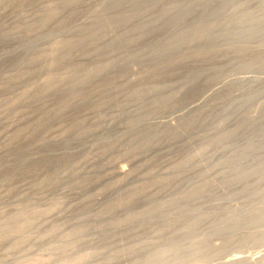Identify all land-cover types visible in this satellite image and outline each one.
Segmentation results:
<instances>
[{
	"label": "rangeland",
	"instance_id": "1",
	"mask_svg": "<svg viewBox=\"0 0 264 264\" xmlns=\"http://www.w3.org/2000/svg\"><path fill=\"white\" fill-rule=\"evenodd\" d=\"M138 1L141 3L144 0H0V200L3 197L0 201V235L3 234L0 236V247L5 248L0 249V256L1 260L5 256V264H194V261L203 264L214 258L220 261L219 257L229 260L232 256L229 253L238 257L249 254L247 257L254 256L251 259H259L263 255L264 240L258 237L264 234L260 232L264 231V219H261L264 218V176L259 179L255 172L261 169L264 161V133L261 132L264 127V26L254 25V22L259 17L264 19V0H244L246 4L242 0H171V3L167 0L170 5L163 3L166 0H147L149 2L144 1L146 5ZM173 2L180 7L183 5L184 10L177 5L179 10H175ZM162 4L166 7L163 8ZM233 6L246 8L245 11L239 8L246 14L241 15L238 7L235 10ZM161 9H164L163 13ZM50 12L52 18L48 17ZM175 13V19H180L178 22L172 18ZM234 15L240 16V19L251 16L254 26L252 19L250 25L246 20L245 25H237L240 24L237 18L239 23L236 22L234 28ZM229 18L233 20L228 21L231 26L227 25ZM168 19L172 21L168 23ZM202 19L203 23L211 22L213 25H201ZM206 27L214 31L208 29L207 33L210 31L211 36L215 35L216 41L211 43L212 47L205 34L202 40L207 44L199 40L201 46H206L202 49L194 46L199 50L197 56L193 46L192 50L196 52L191 56V48H187L188 53L187 50L182 52L186 45L182 48L178 46L181 50L171 46L180 38L182 33L178 32L184 35V32L190 31L188 35L198 37L200 33H206ZM245 31L252 33H246V43L243 41L245 38L242 39ZM233 33L236 38L240 35L239 41L242 39L243 43L236 42L238 38L229 40ZM51 40L59 49H52L55 45L52 47ZM65 40H68V45L63 43ZM69 40L75 41L72 43L74 46L76 40L81 44L68 48L72 42ZM60 42L63 45L60 46ZM158 42L161 46L164 44L163 50ZM50 45L52 48H48ZM63 46L65 50H71L60 49ZM151 48L155 50L151 51ZM48 49L62 50L64 52L59 51L61 55L68 58L55 51L51 53L55 57L52 59ZM215 49L222 51L219 50L217 55ZM159 50L168 53L164 55ZM211 51L210 55H217L216 58L209 56ZM205 54L209 60L204 57ZM180 56L183 59H179V63L177 57ZM33 59L37 64L34 61L32 64ZM106 61L111 63L108 65ZM34 63L41 67L37 68ZM102 63L109 68L105 65V70L104 66L102 69L98 67ZM42 66H47L49 71ZM145 68L150 71L146 72ZM94 71L100 74L105 71V74L102 78L94 77L98 74ZM80 73H89L90 77L95 75L88 79L89 74H85L86 79ZM119 75L120 80L115 78ZM79 77L81 82H78ZM248 77L254 80H243ZM83 78L92 81L91 84L84 80L91 88L82 83ZM108 78H114L117 86L111 84L113 81ZM77 86L85 87L79 90L82 97L76 91V88L79 89ZM155 87H159L156 88L158 92ZM83 89L86 93L90 91L92 99L88 100V93L84 94ZM218 89L221 92L214 95ZM260 89L263 90L260 94L262 103L258 96L260 102L253 98L254 103L248 104L249 108L255 105L253 111L257 118L249 116L253 117L252 122L249 117L247 122L253 125L246 122L247 125H244L251 129H244V125L240 126L243 124L240 113L243 106H247L244 100ZM92 90H98V93ZM70 97L76 101L70 99L72 103L68 102ZM236 105H243L241 112ZM256 105L260 106V112L256 111ZM223 108L224 111L230 109L226 113L228 119H225ZM191 111L199 113V121L208 119L206 124L209 121L212 126L209 124L210 127L206 128L201 123L186 126L181 115L188 113L187 117H193L195 114ZM229 131H235L234 136L218 144L217 137ZM203 142L210 144L209 153L201 151ZM249 142L255 146H252L253 150L256 149V153L252 148L246 150V159L242 164L249 175L245 174V178L236 181L235 185L232 183L234 187H231L225 178L232 175V167L229 164L230 170L225 165V169V161L243 151ZM212 166L215 169L210 168ZM248 170H254L252 173L256 178ZM221 171L224 175L226 173L225 178L223 173V177L220 175ZM203 181L204 184L217 186L215 191L205 185L209 191L205 188L203 195L200 193L199 197L192 198L189 193L201 187ZM243 190L245 194L241 193ZM185 195H189L191 200ZM183 198L186 202L181 200ZM179 201H182L179 205L188 207L194 203L195 212L198 211L200 216L201 211H205V216L202 214L200 222H197L200 226H187L179 233L178 229L186 223L185 219L180 221L182 224L175 221L174 226L172 221L160 228L158 223L154 222L155 227L154 223H145L140 217L131 225L129 222L117 225V221L127 215L140 216L141 212L158 205L167 207L170 212L173 209L176 211L178 208L175 206L179 205L174 204ZM208 206H211V211ZM229 211L230 214L246 215L242 218L238 216L241 226L234 224L236 220L228 216ZM244 211H250V214ZM248 215H260L261 222L252 225L253 218L248 220ZM244 221L250 224H243ZM236 222L239 224L238 220ZM83 229L87 231L82 232ZM177 233L180 237H176ZM172 239L175 244H171ZM196 241H203L202 246L206 244L201 251L205 250L203 253L207 257L191 256L195 246L190 243ZM158 254H161L158 256L160 259L152 261Z\"/></svg>",
	"mask_w": 264,
	"mask_h": 264
},
{
	"label": "bare ground",
	"instance_id": "2",
	"mask_svg": "<svg viewBox=\"0 0 264 264\" xmlns=\"http://www.w3.org/2000/svg\"><path fill=\"white\" fill-rule=\"evenodd\" d=\"M135 1H136V0H135ZM140 1H141V0H140ZM144 1H147V0H144ZM144 1H141V3L144 2ZM149 1L151 2V0H149ZM149 1H147V2H149ZM162 1H165V0H162ZM166 1H167V0H166ZM172 1H173V0H172ZM172 1L170 0V3H171ZM177 1H178V0H177ZM238 1H240V0H238ZM242 1L245 3L244 0H242ZM133 2H134V0H133ZM138 2H139V1H138ZM138 2H137V3H138ZM203 2H204V1H203ZM236 2H237V1H236ZM240 2H241V1H240ZM120 3H121V2H120ZM122 3H123V1H122ZM122 3H121V4H122ZM139 3H140V2H139ZM141 3H140V4H141ZM152 3H153V5L155 4L154 2H152ZM163 3H167V5H170V4H168V1H167V2H163ZM173 3H174V2H173ZM175 3H177V2H175ZM175 3H174L175 8H174V6H173V8H174L175 10H177V8H176V5H177V4H175ZM196 3H198V2L196 1ZM201 3H202V2H200L199 5H201ZM135 4H136V3H135ZM140 4H139V5H140ZM142 4H143V3H142ZM144 4H145V2H144ZM146 4H147V3H146ZM146 4H145V5H146ZM148 4H150V3H148ZM178 4H179V3H178ZM234 4H236V3H234ZM245 4H246V3H245ZM245 4H241V6L243 5V6L245 7ZM117 5H118V4H117ZM156 5H157V4H156ZM159 5L161 6V3H160ZM171 5H172V4H171ZM179 5H180V4H179ZM236 5H237V4H236ZM119 6H120V5H119ZM142 6H143V5H142ZM162 6H164V5L162 4ZM177 6H178V5H177ZM182 6H183V5H181V7L178 6V8L180 7L179 9L182 8V9L184 10V8H183ZM194 6H195V5H194ZM239 6H240V5H239ZM165 7H166V5H165L163 8H165ZM168 7H169V6H168ZM184 7H185V6H184ZM186 7H188V5H187ZM186 7H185V8H186ZM190 7H191V5H190ZM197 7H198V5H197ZM235 7H238V6H235ZM235 7L233 6V8H235ZM244 7H241V8L244 9V10H242L240 7H238V11H240V9H241L242 11H245L246 8H244ZM130 8H131V7H130ZM132 8H133V7H132ZM132 8H131V9H132ZM137 8H139V7H137ZM150 8H151V7H150ZM152 8H153V7H152ZM169 8H171V7H169ZM169 8H167V9H169ZM173 8H172V9H173ZM239 8H240V9H239ZM263 8H264V6H263ZM263 8H262V9H263ZM135 9H136V8H135ZM179 9H178V10H179ZM189 9H190V8H189ZM193 9H194V7H193ZM262 9H261V10H262ZM155 10H157V9H155ZM161 10H162V9H161ZM163 10H164V9H163ZM163 10H162V13L164 12ZM178 10H177V11H178ZM183 10H181V11H183ZM187 10H188V9H187ZM235 10H237V8H235ZM153 11H154V10H153ZM165 11H166V10H165ZM194 11H195V10H194ZM194 11H192V12H194ZM211 11H212V10H211ZM262 11H264V10H262ZM157 12H158V11H157ZM168 12H169V11H168ZM202 12H203V11H202ZM204 12H205V11H204ZM235 12L237 13V11H235ZM240 12H241V11H240ZM246 12L249 13V11H247V10H246ZM252 12H253V11H252ZM51 13H52V12H50V16H48V17H51V16H52ZM213 13H215V10L213 11ZM241 13H242V12H241ZM241 13H239V15H240ZM250 13H251V11H250ZM53 14H55V13H53ZM157 14H158V13H157ZM160 14H161V13H160ZM173 14H174V12H173ZM173 14H170V16H171V15L174 16ZM177 14H178V13H177ZM220 14H221V13H220ZM243 14H246V13L244 12V13H242L241 15H243ZM137 15H138V14H137ZM139 15H140V14H139ZM153 15H154V14H153ZM165 15H167V14L165 13ZM203 15H204V14H203ZM208 15H210V14H208ZM217 15H218V14H217ZM237 15H238V14H237ZM237 15H234L233 17H235V16H237ZM241 15H240V16H241ZM253 15H254V14H252V17H254ZM134 16H135V15H134ZM134 16H133V17H134ZM179 16H180V17H179ZM183 16H184V15H183ZM200 16H201V14H200ZM212 16H214V14L211 15V17H212ZM219 16H220V15H219ZM240 16L234 18V20L236 19V20L234 21L235 23H233V24H234V28L236 27V22L239 23ZM249 16H250V15H249ZM255 16H256V15H255ZM263 16H264V15H263ZM52 17H53V16H52ZM52 17H51V18H52ZM135 17H136V16H135ZM155 17H156V16H155ZM178 17L181 18V15H178ZM252 17L250 16V18H248V19H247V18H246V19H245V18H241V19H240V24H237V25H243L245 20H246L247 22H249V23H247V24L250 25V24L252 23V25H253V22H254V21H253ZM124 18H125V17H124ZM131 18H132V17H131ZM148 18H150V17H148ZM152 18H153V17H151V20H152ZM163 18H164V17H163ZM168 18H169V17H168ZM172 18H174V19L177 18L176 13H175V17H172ZM172 18H171V19H172ZM185 18H186V17H185ZM201 18H202V17H201ZM203 18H204V17H203ZM212 18H213V17H212ZM214 18H215V17H214ZM237 18H239V19H237ZM255 18H258V17H255ZM143 19H144V18H143ZM145 19H146V18H145ZM156 19H157V18H156ZM166 19H167V17H166ZM171 19H168V20H169L168 23L170 22ZM174 19H173V20H174ZM204 19H205V18H204ZM204 19H202V23H200L201 21L198 22V23H200L201 25H202V24H203V25H206V26H207V25H213V24H210L211 22L208 23V24H205V22L203 23V20H204ZM206 19H207V18H206ZM222 19H223V18H222ZM231 19H233L232 16H231ZM231 19L229 18V20H227V23H228L227 25H228V26L231 24V23L228 22V21H232V22H233V20H231ZM251 19H252V20H251ZM135 20H138V18L135 19ZM153 20H154V18H153ZM160 20H161V19H160ZM179 20H180V19H178V21H179ZM208 20H209V18H208ZM213 20H214V19H213ZM237 20H238V21H237ZM250 20H251V23H250ZM256 20H257V19H255V22H254V23H256V24H254V25H263V26H264V19H263V18L259 17V19H258L257 21H256ZM154 21H155V20H154ZM162 21H163V19H162ZM164 21H165V20H164ZM166 21H167V20H166ZM171 21H172V20H171ZM174 21H177V20L175 19ZM178 21H177V22H178ZM214 21H215V20H214ZM219 21H220V20H219ZM219 21H218V22H219ZM221 21H222V20H221ZM221 21H220V22H221ZM223 21H226V20H223ZM119 22H120V21H119ZM132 22H133V21H132ZM132 22H131V23H132ZM141 22H142V21H141ZM151 22H153V21H151ZM156 22H157V21H156ZM177 22H176V23H177ZM181 22H183V20H182ZM220 22H219V23H220ZM115 23H116V22H115ZM134 23H135V22H134ZM171 23H173V22H171ZM206 23H207V22H206ZM215 23H216V21H215ZM225 23H226V22H225ZM225 23L223 22V24H225ZM118 24H119V23H118ZM120 24H121V23H120ZM135 24H136V23H135ZM142 24H143V23H142ZM142 24H141V25H142ZM147 24L149 25V21H148ZM147 24H146V25H147ZM158 24H159V22H158ZM162 24H163V23H162ZM162 24H161V25H162ZM164 24H165V23H164ZM245 24H246V23H245ZM245 24H244V25H245ZM126 25H128V24H126ZM132 25H133V24H132ZM139 25H140V24H139ZM154 25H155V24H154ZM166 25H170V24H167V22H166ZM172 25H173V24H172ZM174 25L176 26V24H174ZM177 25H178V24H177ZM179 25H180V24H179ZM191 25H193V24H191ZM194 25H195V22H194ZM196 25H197V24H196ZM198 25H199V24H198ZM214 25H216V24H214ZM219 25H221V24H219ZM219 25H218V27L221 28ZM227 25H226V26H227ZM254 25H253V26H254ZM114 26H115V25H114ZM226 26H225V27H226ZM228 26H227V27H228ZM230 26H231V25H230ZM263 26H261V27H263ZM155 27H156V26H155ZM198 27H199V26H198ZM201 27H202V26H201ZM214 27H215V26H214ZM214 27H213V29H214ZM222 27H223V26H222ZM232 27H233V26H232ZM237 27H239V26H237ZM241 27H244V26H241ZM245 27H246V26H245ZM245 27H244V28H245ZM247 27H249V26L247 25ZM148 28H149V27H148ZM186 28L190 29L189 27H186ZM204 28H205V27H204ZM228 28H229V27H228ZM108 29H109V28H108ZM118 29H119V28H118ZM171 29H172V28H171ZM208 29H209V28H208ZM208 29H207V27H206V29H204V30H206V31H204V30L202 29L204 32H206V33H202V34H204V35H202V34L200 33V32H202V31H200V32L198 31V32L200 33V34L198 33V34L200 35V36H198V37H196L197 35H192V36H191L190 34L188 35V33H189L190 31L187 32V33L184 32V35H183V32L180 31V32H178L179 34L182 33V34L180 35V38H178L177 41H176L175 39H171V40H175L176 42H175L174 44H173L172 42H170V44L172 43V44H171L172 47H177L176 50L179 48L178 46H180L181 48H182L183 45H184L183 47H186V46H187L186 49L184 48V50H182V52H184L185 50H187L186 53H188V49L191 48V50L189 49V50H190V53H189V54H190V56H191V54H195V52L197 51L196 48H197L198 46L201 47V48L198 47V48H200V49H202V48H204V46H206L207 42H205V41L202 40V37H205V34H206V36L208 37V40L210 41V42H209V45H210L211 43L213 44L214 41H216L215 35H214V36H213V35L211 36V32H214V31H211V29H209L211 32L209 31V32L207 33V30H208ZM223 29H224V28H223ZM239 29H241V28H239ZM250 29H252V28H249V30H250ZM256 29H257V28H256ZM98 30H99V29H98ZM116 30H117V29H116ZM121 30H122V29H121ZM184 30H185V29H184ZM192 30H193V29H192ZM200 30H201V29H200ZM228 30H229V29H228ZM258 30H259V29H258ZM96 31H97V29H96ZM108 31H109V30H108ZM119 31H120V30H119ZM185 31H186V30H185ZM193 31H194V30H193ZM193 31H192V32H193ZM218 31H219V30H218ZM220 31H221V30H220ZM226 31H227V30H226ZM241 31H242V30H241ZM243 31H244V29H243ZM253 31H255V30H253ZM256 31H257V30H256ZM92 32H93V31H92ZM92 32H91V33H92ZM99 32L105 33V32H106V29H105V32H104V31H99ZM121 32H122V31H121ZM146 32H148V31H146ZM175 32H176V31H175ZM194 32H197V31H194ZM223 32H224V31H223ZM227 32H228V31H227ZM227 32H226V34H227ZM232 32H233V31H232ZM234 32H235V30H234ZM239 32H240V31H239ZM247 32L250 34V31H245V33H244L245 36H243V38H242V39L245 38V39L243 40L244 42H245L246 37H247V35H246ZM102 33H101V35H103ZM173 33H174V32H173ZM178 33L176 32L177 35H178ZM185 33H186V34H185ZM215 33H216V32H215ZM218 33H219V32H218ZM240 33H241V32H240ZM259 33H260V32H259ZM259 33H258V34H259ZM105 34H106V33H105ZM105 34H104V35H105ZM125 34H126V33H125ZM191 34H193V33H191ZM195 34H196V33H195ZM207 34H208V35H207ZM212 34H214V33H212ZM228 34H229V33H228ZM249 34H248V35H249ZM251 34H252V33H251ZM251 34H250V35H251ZM253 34L255 35V33H253ZM92 35H93V34H92ZM107 35H108V34H107ZM182 35H183V36H182ZM201 35H202V36H201ZM209 35H210V37H209ZM216 35H217V34H216ZM218 35H219V34H218ZM233 35H235V34L233 33V34L231 35L232 38L229 37V36L227 35V36L230 38V39H229V38H228V39L231 40V41H232V39L235 40L236 36H233ZM236 35H237V34H236ZM238 35H239V34H238ZM241 35H243V32L241 33ZM178 36H179V35H178ZM223 36H224V35H223ZM223 36H222V37H223ZM225 36H226V35H225ZM258 36H259V35H258ZM100 37H101V36H100ZM173 37L177 38L176 36H173ZM207 37H206V38H207ZM249 37H250V36H249ZM249 37H248V38H249ZM255 37H256V36H255ZM237 38H238V39H237ZM237 38H236V39H237L236 42L239 41V38H241V36L239 35V36H237ZM248 38H247V39H248ZM101 39H102V38H101ZM199 39L202 40L203 43H206V44L203 45V46H201V45H202V42H200ZM203 39H204V38H203ZM214 39H215V40H214ZM225 39H226V38H225ZM228 39H227V40H228ZM242 39H240V41H241ZM52 40H53V39H52ZM52 40H51V41H52ZM57 40H58V39H57ZM57 40L55 39L54 41L56 42ZM77 40H79V39H77ZM77 40H76V45L78 44V43H77ZM95 40H96V39H95ZM95 40H94V41H95ZM169 40H170V39H169ZM171 40H170V41H171ZM198 40H199V41H198ZM204 40H205V39H204ZM217 40L219 41V39H217ZM229 40H228V41H229ZM61 41H62V40H61ZM66 41H68V40L63 41V43L66 42ZM69 41H72V42H71V44H69V47H68V48H70L71 46H73L72 48H74L76 45H75V46L72 45L73 40H69ZM218 41H217V42H218ZM240 41H239V42H240ZM255 41L257 42L256 39H255ZM58 42H59V40H58ZM96 42H97V41H96ZM98 42H99V41H98ZM168 42H169V41H168ZM173 42H174V41H173ZM217 42H216V43H217ZM236 42H233V43H236ZM246 42H247V40H246ZM246 42H245V43H246ZM259 42H260V41H259ZM47 43H48V42H47ZM52 43H54V42L52 41ZM52 43H50V44L52 45V47H53V45H55V46L52 48L51 45H50V47L48 46V48L59 49V47L56 46L57 44H55V43L52 44ZM60 43H62V42H60ZM60 43H59V44H60ZM63 43L60 44V46L63 45ZM68 43H70V42H68ZM74 43H75V41H74ZM74 43H73V44H74ZM86 43H87V42H86ZM86 43H85V44H86ZM88 43H89V42H88ZM158 43H159V42H158ZM165 43H166V42H165ZM198 43H200V44H198ZM216 43H215V44H216ZM228 43H229V44H230V43L232 44V42H228ZM241 43H243V42L241 41ZM59 44H58V46H59ZM66 44H67V42H66ZM80 44H81V43H79L78 45H80ZM83 44H84V43H83ZM212 44H211V46H212ZM238 44H240V43H238ZM258 44H259V43H257V45H258ZM67 45H68V44H67ZM70 45H71V46H70ZM158 45H160L161 49L163 50L162 46H164V44L161 46V44L159 43ZM158 45H157V46H158ZM185 45H186V46H185ZM64 46L66 47V45H64ZM64 46H63V47H60V49H61V48L64 49ZM81 46H82V45H81ZM81 46H80V48H81ZM95 46H96V45H95ZM157 46H156V48H157ZM189 46H190V47H189ZM191 46H193V47L195 46L196 48H195V47L193 48V47H191ZM231 46H232V45H231ZM259 46H260V45H259ZM56 47H57V48H56ZM165 47L167 48L168 46H165ZM212 47H213V46H212ZM75 48H76V47H75ZM78 48H79V47H78ZM83 48H84V47H83ZM153 48H154V47H153ZM153 48H151V51H154V50H155V49L153 50ZM166 48H164V49L166 50ZM168 48H169V47H168ZM187 48H188V49H187ZM192 48L195 49L196 51L192 50ZM66 49H67V48H66ZM157 49H158V48H157ZM157 49H156V50H157ZM170 49H171V48H170ZM256 49H257V48H256ZM258 49H259V48H258ZM49 50H50V49H48V52L51 51V50H50V51H49ZM64 50H65V49H64ZM69 50H71V49H68V50H65V51H69ZM74 50H75V49H74ZM81 50H82V49H81ZM174 50H175V49H174ZM178 50H181V49L179 48ZM219 50H221V49H219ZM219 50H216V49L214 50V51H217V52H216L217 55L219 54V53H218ZM259 50H260V49H259ZM55 51H58V52H59L60 50H55ZM55 51H51L50 54H51L52 52L55 53ZM61 51H62V50H61ZM61 51H60V52H61ZM148 51H149V50H148ZM151 51H150V52H151ZM191 51H192L193 53H192ZM198 51H199V50H198ZM198 51L196 52L195 56H197ZM214 51H213V52H214ZM221 51H222V50H221ZM221 51H220V52H221ZM58 52H56V53H58ZM60 52H59L58 54L61 55ZM62 52H64V51H62ZM128 52H129V51H128ZM146 52H147V51H146ZM159 52H162V51L159 50ZM159 52H158V53H159ZM176 52H177V51H176ZM182 52H181V53H182ZM207 52H209V51H207ZM207 52H206V53H207ZM249 52H250V51H249ZM251 52H252V51H251ZM130 53H131V52H130ZM162 53H163V52H162ZM162 53H161V54H162ZM164 53H166V52H164ZM164 53H163V54H164ZM167 53H168V52H167ZM167 53H166V54H167ZM178 53H179V52H178ZM184 53H185V52H184ZM211 53H212V51L209 53V56H211L212 59L216 58L217 55H213V54H212V55H213V56H212V55H210ZM214 53H215V52H214ZM58 54H57V55H58ZM131 54H134V53H131ZM135 54H136V53H135ZM135 54H134V55H135ZM140 54H141V53H140ZM142 54H143V53H142ZM153 54H154V53H153ZM169 54H170V52H169ZM171 54H176V53H171ZM182 54H183V53H182ZM189 54H188V55H189ZM199 54H200V53H199ZM199 54H198V55H199ZM48 55H49V53H48ZM51 55H52V54H51ZM53 55H54V54H53ZM53 55H52V56H53ZM60 55H58V56H60ZM134 55H131V56H134ZM164 55H165V54H164ZM49 56H50V55H49ZM55 56H56V54H55ZM61 56H62V55H61ZM64 56H65V55H63L62 57H64ZM125 56H126V54H125ZM135 56H137V54H136ZM135 56H134V57H135ZM151 56L153 57L154 55L151 54ZM161 56L164 58L163 55H161ZM205 56L208 58V60L210 59V58L208 57L207 54H205L204 57H205ZM214 56H215V57H214ZM129 57H130V56H129ZM156 57H157V56H156ZM156 57H154L155 60H156ZM50 58H51V56H50ZM53 58L55 59L54 56L52 57V59H53ZM64 58H68V57L65 56ZM72 58H73V57H72ZM136 58H137V57H136ZM157 58H158V57H157ZM177 58H178V60H177L178 62L180 61L179 59H181V61H182V59H183L181 56H180V57H177ZM177 58H176V59H177ZM189 58H191V57H189ZM207 58H206V59H207ZM36 59H37V58H36ZM40 59H41V58H40ZM57 59H58V57H57ZM137 59H138V58H137ZM159 59H160V58H159ZM165 59H167V58H165ZM176 59H175V60H176ZM194 59L196 60V58H194ZM201 59H203V57H202ZM201 59H200V63L202 62ZM206 59H204V61H206ZM43 60H44V59H42V61H43ZM65 60H68V59H65ZM161 60H162V58H161ZM197 60H199V58H198ZM30 61H31V60H30ZM33 61H34V59L32 60V64H33ZM35 61H36V60H35ZM35 61H34V62H35ZM45 61H46V60H45ZM69 61H70V60H69ZM177 61H176V62H177ZM47 62H48V61H47ZM47 62H46V63H47ZM106 62H107V61H106ZM30 63H31V62H30ZM35 63L37 64V62H35ZM35 63H34V64H35ZM57 63H59V61H58ZM60 63H62V61H61ZM96 63H97V61H96ZM107 63H108V62H107ZM109 63H111V62H109ZM109 63H108V65H109ZM164 63H165V62H164ZM167 63H168V62H167ZM179 63H180V62H179ZM179 63H178V65H179ZM198 63H199V62H198ZM32 64H31V65H32ZM36 64H35V65H36ZM35 65H34V66H35ZM104 65L106 66L107 64L104 63ZM104 65H103V63H102L101 65H98V67L100 66L101 69H102V66H104ZM111 65H112V64H111ZM165 65H166V64H165ZM182 65H183V64H182ZM185 65H186V64H185ZM36 66H37V68H38V67H41V66H39V65H36ZM57 66H58V65H57ZM105 66H104V67H105ZM160 66H161V65H160ZM43 67H44V66H42V68H43ZM45 67L47 68V66H45ZM45 67H44V68H45ZM53 67L55 68L56 66H53ZM98 67H97V69H99ZM104 67H103V68H104ZM106 67H107V66H106ZM106 67L104 68V70L107 69V68H109V67H107V68H106ZM148 67H149V66H148ZM162 67H163V63H162ZM166 67H167V66H166ZM166 67H165V68H166ZM180 67H181V64H180ZM33 68H34V67H33ZM37 68L35 67V69H37ZM125 68H126V67H125ZM128 68H129V67H127V69L124 71L126 74H127V72H128L127 70H129ZM146 68H147V67H146ZM146 68H145V69H146ZM152 68L154 69V67H152ZM160 68H161V67H160ZM47 69H48L47 71H49V68H47ZM147 69H149V68H147ZM147 69H146V70H147ZM156 69H158V67H157ZM31 70H32V69H30V71H31ZM42 70H43V69H42ZM50 70H51V69H50ZM99 70H100V69H99ZM99 70H98V71H99ZM146 70H144V72H145ZM96 71H97V70H96ZM96 71H94L93 73H95ZM100 71H102V72H100V73H103V70H100ZM149 71H150V70H149ZM149 71L147 70L146 72H149ZM152 71H153V70H152ZM124 72H123V73H124ZM146 72H145V73H146ZM90 73H91V72H90ZM97 73H98V74H97ZM97 73H95V74H97V75L93 74L92 76L95 75L94 77L98 76L99 78H102V75L105 74V71H104V74H100L99 72H97ZM80 74H81V73H80ZM83 74H84L83 77H85V74L87 75V74H89V73H83ZM83 74H81V75H83ZM147 74L150 75L149 73H147ZM51 75H52V74H51ZM99 75H101V77H100ZM92 76H91V77H92ZM122 76L125 77V74H124V75L122 74ZM87 77H89L88 79H92V78L90 77V74H89V76H87ZM87 77H85V78L87 79ZM103 77H104V76H103ZM119 77H121V76L119 75L118 77H115V78H118V79L120 80ZM53 78H54V77H53ZM53 78H52V80H53ZM80 78H81V77L78 78L79 80L77 79L78 82H81V79H80ZM105 78H107V77H105ZM122 78H123V77H122ZM122 78H121V79H122ZM254 78H255V77H254ZM86 79L83 78V79H82V80H83L82 83H84V82L86 83V81H87ZM108 79H110V78H108ZM111 79H112V78H111ZM111 79H110V82L113 81L111 84H114L115 86H117V85H116L117 83H114V81H115L114 78H113V80H111ZM52 80H50V82H51ZM84 80H86V81H84ZM93 80H94V79H93ZM95 80H96V79H95ZM103 80H104V79H103ZM105 80H106V79H105ZM116 80H117V79H116ZM123 80H124V78H123ZM123 80H122V81H123ZM243 80L248 81V80H254V79L248 77V78H244ZM88 81H89V80H88ZM88 81H87V82H88ZM97 81L101 82V80H99V79H98ZM53 82H54V81H52L51 83H53ZM91 82H92V81H89V83H91ZM93 82H96V81H93ZM102 82H104V81H102ZM123 82H124V81H123ZM48 83H49V81H48ZM82 83H80V85H82ZM96 83H98V82H96ZM228 83H229V82H228ZM228 83H227V84H228ZM49 84H50V83H49ZM78 84H79V83H78ZM86 84H87V83H86ZM91 84H92V83H91ZM94 84H95V83H94ZM111 84H110V85H111ZM47 85H48V84H47ZM47 85H46V86H47ZM50 85H51V86H50ZM50 85H49L50 88H52L53 85H52V84H50ZM84 85H85V84H83V86H84ZM49 86H47V87H49ZM83 86H80V87L77 86V87H79V89L76 88V91H79L80 88H81V89H82V88H85V87H83ZM87 86H89V85L87 84ZM92 86H93V85H92ZM224 86H225V85H224ZM47 87H46V88H47ZM89 87H90V86H89ZM102 87H103V86H102ZM112 87H114V86H112ZM71 88H72V87H71ZM73 88H75V86H73ZM87 88H88V87H87ZM87 88H86V89H87ZM90 88H91V87H90ZM104 88H105V87H104ZM104 88H102L103 90H102V89H101V90L104 91V93H105V91H106L105 89H106V88H105V89H104ZM156 88L158 89L159 87H155V89H156ZM109 89H110V88H108V90H109ZM113 89H115V88H113ZM113 89H112V90H113ZM141 89L143 90V88H141ZM145 89H146V88H145ZM157 89H156V91L158 92ZM83 90H84V89H83ZM83 90H82V91H83ZM108 90H107V91H108ZM110 90H111V89H110ZM115 90H116V89H115ZM115 90H114V91H115ZM117 90H118V89H117ZM153 90H154V89H153ZM220 90H221V89L216 90V91L214 92V93H215L214 95H216V93L219 92ZM70 91H72V89H71ZM84 91H85L84 94L87 95L88 91H87V93H86V90H84ZM92 91H94V90H92ZM92 91H91V94L98 93V90H97V91H94V93H92ZM138 91H140V89H139ZM138 91H136V93H138ZM143 91H144V90H143ZM160 91H161V89H160ZM112 92H113V91H112ZM220 92H221V91H220ZM225 92H226V90H225ZM72 93H73V91H72ZM72 93H71V94H72ZM89 93H90V91H89ZM89 93H88L87 96H89ZM140 93H141V91H140ZM253 93H254V92H253ZM261 93H263V90H262V89H260V91L257 90L256 93H254L253 95L248 96V97L244 100V101L247 103V106H246V104H245V106H246V108H245V106L242 105V106H243V110H242V113H240V114H242L243 117H242V115H240L239 113H237V114H239V115L241 116V120H242V118H243V121L240 120L241 122H243V124L240 125V126H243L244 123H246L247 121L249 122V119H248L249 116H250V117H251L252 115L255 116V117L257 116L256 112L253 111V109L255 110V105H254V107H251L252 105L250 106V107L252 108V110H251V108H249L248 104H252V102H253V98L257 100V99H258V98H257L258 96L261 97V96H260ZM74 94H76L75 91H74ZM77 94H78V93H77ZM146 94H147V93H146ZM217 94H219V93H217ZM263 94H264V93H263ZM97 95L99 96V94H97ZM138 95H140V94H138ZM144 95H145V94H144ZM77 96H78V95H77ZM77 96H75V97H77ZM79 96H81V97L83 96V94H81L80 91H79ZM98 96H96V97H98ZM72 97H74V96H72ZM72 97H70L69 100H70ZM91 97H92V96H91ZM104 97H105V96H104ZM140 97H141V96H140ZM262 97H264V95H263ZM262 97L260 98V101H261ZM85 98H86V96H85ZM85 98H83L82 100H84ZM89 98H90V96L88 97V100H89ZM100 98H101V97H100ZM142 98H143V97H142ZM73 99L75 100V98H73ZM73 99H71V100H73ZM76 99H78V98H76ZM90 99H92V98H90ZM94 99H95V98H94ZM71 100L68 101V102L72 103ZM74 100H73V101H74ZM96 100H97V99H96ZM250 100H251V103L249 102ZM256 100H254V101L257 102ZM75 101H76V100H75ZM79 101H80V100H79ZM90 101H91V100H90ZM92 101H93V100H92ZM94 101H95V100H94ZM99 101H100V100H99ZM99 101H98V102H99ZM258 101H259V99H258ZM260 101H259V102H260ZM262 101L264 102L263 99H262ZM262 101H261L260 103H262ZM85 102H87V100H86ZM103 102H104V101H103ZM103 102H102V103H103ZM109 102H111V101H109ZM119 102H120V101H119ZM134 102H136V101H134ZM74 103H75V102H74ZM77 103H79L78 100H77ZM112 103H113V102H112ZM115 103H116V102H115ZM253 103H254V102H253ZM260 103H258V104H260ZM68 104H69V103H68ZM97 104H98V103H97ZM100 104H101V103H100ZM66 105H67V103H66ZM69 105H70V104H69ZM263 105H264V104H263ZM236 106L239 107L238 105H236ZM242 106H240V107H242ZM230 107H235V106H230ZM237 107H235V108L238 109ZM240 107H239L238 110H240ZM258 107H260V106H257V105H256V108H258ZM233 109H234V108H232V110H233ZM236 109H235V110H236ZM241 109H242V108H241ZM225 110H226V111H224V108H223V111H224V113H225V119H226V118H227V117H226V113H228V110L230 111V109L227 110V108H226ZM258 110H259V112H260V109H259V108H258L256 111H258ZM223 111H221V112L223 113ZM236 111H237V110H236ZM252 111L255 112V113H252ZM262 111H263V110H262ZM262 111H261V113H262ZM191 112H194L193 114L196 113L195 111H191ZM233 112H234V111H233ZM237 112H238V111H237ZM239 112H241V110H240ZM231 113H232V112H231ZM250 113H251V114H250ZM257 113H258V112H257ZM263 113H264V112H263ZM187 114H188V113H187ZM187 114L184 113V114L181 115V117L185 118L184 123H185L186 126H192V125H196V124H198V123H199V124L201 123V126L203 125V127L206 126V128H207V126L211 123V122L209 123V121H208V125H207V124H206V121H207L208 119H204L203 117H202V118L205 120V123H204L203 119H202V121H201V120L199 121V119H200L199 116H198L199 113H198V114H195L193 117H187ZM229 114H230V113H229ZM237 114H236V115H237ZM259 114H260V113H259ZM259 114H258V116H259ZM201 116H202V115H201ZM221 116L224 117V114H222ZM233 116H234V115H233ZM223 117H222V118H223ZM250 117H249V118H250ZM252 118H253V117H252ZM252 118H250V122H252V120H251ZM256 118H257V117H256ZM258 118H259V117H258ZM227 119H228V118H227ZM244 119H245V120H244ZM246 119H248V120H246ZM244 121H245V122H244ZM248 122H247V123H248ZM247 123H246V125H247ZM256 123H257V122H256ZM248 124H249V123H248ZM257 124H259V122H258ZM210 125H211V124H210ZM237 125L239 126V123H238ZM246 125H244V129L247 127ZM249 125H250V124H249ZM249 125H248V126H249ZM251 125H253V123H252ZM251 125H250V126H251ZM211 126H212V125H211ZM238 126H237V128L239 129L240 126H239V127H238ZM257 126H258V125H257ZM257 126H256V127H257ZM208 127H210V126H208ZM252 127H253V126H252ZM235 128H236V127H235ZM241 128H243V127H241ZM248 128L251 129V127H247L246 129H248ZM253 129H254V127H253ZM255 129H256V128H255ZM261 129H262L261 132L264 133V127L261 128ZM231 130H232V129H231ZM233 130H234V128H233ZM258 130H260V127L258 128ZM258 130H257V132L259 133ZM246 131H247V130H246ZM244 133H245V132H244ZM234 134H235V131H232V132L229 131V132L223 133V134H221L220 136L217 137L216 142H217L218 144H219V143L226 142V140L229 139L230 137L232 138V136H234ZM242 135H243V133H242ZM248 135H249V134H248ZM244 136H245V134H244ZM263 137H264V136H263ZM235 139H236V138H235ZM229 140H230V139H229ZM233 141H234V140H233ZM214 143H215V142H214ZM214 143H212V144H214ZM212 144H211V145H212ZM245 144H246V143H245ZM209 145H210V144H208V142H207V143H206V142H203L201 151H202L203 153H205L206 150L208 149V146H209ZM245 146H246V145H245ZM252 146L255 147L254 145L251 144V142H249V144H248L246 147L243 148V149H244L243 151H241V152L238 153L237 155L234 154V156H236V157L231 156L229 159H227V161H225V159H224V161L226 162V163L224 164V167H225V165H226V167H228L229 164H230L231 167H232V171H230V170H231L230 166H229L227 169L230 168L229 171H230V172H233V173H231L232 175L229 176V178H228V177L225 178V177H226L225 175H226V173L228 172V170H227V171H226V170L223 171V170L221 169L223 172H226V173H225V175H224V173L221 171V172H220V175H222V173H223L224 177H223V175H222V177L226 179V182H228L229 184L231 183V185H232V186L230 185L231 187H234L233 184L235 185L236 181L245 178L246 175L248 174V173L244 170V168H242V167H243L242 164H244L243 162H244V160L246 159V150H247V149H251ZM209 147H210V146H209ZM252 150H253V148H252ZM254 150H256V149L254 148ZM254 150H253V152L256 153V151H254ZM208 151H209V150H207V152H208ZM208 153H209V152H208ZM235 153H236V152H235ZM232 157H233V158H232ZM218 162H219V161H218ZM214 163H215V162H214ZM221 163H222V164L224 163L223 160L221 161ZM221 163H219V164L217 163V165H219V166L222 168L223 165H222ZM262 163L264 164V161H262ZM263 164H262V165H263ZM214 165L216 166V163H215ZM221 165H222V166H221ZM227 165H228V166H227ZM262 165H260V168H261L260 170L257 169V170H259V171H256V172H255L254 170L252 171V172L258 173L257 177H258L259 179H260V177L264 176V167H262ZM263 166H264V165H263ZM216 167H217V166H216ZM224 167H223V168H224ZM226 167H225V169H226ZM210 168H212V169L214 168V169H215V167H213V166L210 167ZM217 170H218V169H217ZM248 171H249V170H248ZM216 172H217V171H216ZM230 172H228V173H230ZM250 172H251V171H249V173H250ZM252 172L250 173V175L253 174L254 177L256 178V175H255L254 173H252ZM245 174H246V175H245ZM228 175H230V174H227V176H228ZM248 175H249V174H248ZM225 179H224V181H223L222 184H224ZM227 179H228V180H227ZM220 181L222 182L221 179H220ZM232 183H233V184H232ZM209 184H210V183H209ZM0 185L2 186V182L0 183ZM201 185H202V186H201ZM201 185H200L201 187L196 188V189L193 190L191 193H189V194H191V196H193L192 198H194L196 195H197V197H199V194H200V193H202L201 195H203V191H205V190H204L205 188H206V189H208V188L211 189V187H212V188H214V190H213V189H211V190H212V191H215V189H216L215 187H217V186L213 187L214 185L212 186V184H210L211 186L208 185V184H206V183L204 184V181H203V183H202ZM203 185H204V186H203ZM205 185H207L208 188L205 187ZM225 185H227V183H226ZM227 186H228V185H227ZM197 187H198V186H197ZM228 187H229V186H228ZM0 188H1V187H0ZM235 188H236V186H235ZM209 189H208V191H209ZM237 189H238V188H237ZM243 189H244V188H243ZM244 190L247 191L246 188H245ZM244 190H243V192H241V193H244V194H245L246 192H244ZM0 191H1V190H0ZM209 193L211 194V193H213V192H209ZM0 195H1V194H0ZM1 196H2V195H1ZM1 196H0V197H1ZM184 197H186V195H185ZM188 197H189V199L191 200V197H190L189 195H188L186 198H188ZM197 197H196V198H197ZM2 198H3V197H2ZM2 198H1L0 201H2ZM186 198H185V200H186ZM181 200H184V198L181 199ZM185 200H184V202H186ZM187 200H188V199H187ZM190 200H189V201H190ZM189 201H187V202H189ZM190 202H191V201H190ZM190 202L187 203V205H189ZM179 203L181 204L182 201H181V202L179 201L178 203H176V204H174V205H177V204L179 205ZM1 204H2V202H1ZM185 204H186V203H185ZM174 205H173V207H174ZM191 205L193 206L194 203H193V204L191 203ZM0 206H1V205H0ZM192 206H190L191 208L188 207V206H186V205L175 206V208H178L176 211H174L175 209H173V207L171 206L174 212H173V211L170 212V211H169L170 209H167V207H164V206H162V205H158V206L150 207L149 209H147V210L144 211L143 213L141 212V213H140V216L127 215L126 217H124V218L118 220V221H117V225H120V224H126V222H129L130 225H131V224H133L134 222L139 221L140 218H141L143 221H145V223H154V222H155V223H158V224L160 225V228H162V226L165 227V225L169 224V223L172 222V221H174V222H172V223H174V226H175V221H177V222L179 221V223H180V221H182V220L185 219V220H186V223H183V226L181 225L182 227L179 228L180 230L178 229V232L180 233L183 229H186L187 226L189 227V226H193V225H198L197 222H200V220H201L200 217H203V215L205 216V214H206V213L203 214L205 211H201V216H200V213H199L198 211L195 212V210H196L195 208H196V207L193 206V208H194V209H193L194 211H193V210H192ZM208 207H209V206H208ZM169 208H170V207H169ZM198 208H200V207H198ZM198 208H197V209H198ZM210 208H211V206L209 207V210L211 211ZM212 208H213V207H212ZM0 209H1V208H0ZM166 209H167L168 211H167ZM201 209H202V208H201ZM201 209H200V210H201ZM213 209H214V208H213ZM213 209H212V211H213ZM1 210H2V209H1ZM117 211H118V210H117ZM193 212H195V214H194ZM214 212H216L215 209H214ZM1 213H2V211H1ZM198 213H199V214H198ZM208 213H209V212L207 211V214H208ZM232 213H233V212H232ZM244 213H245V214H246V213L250 214V211H249V212H245V211H244ZM196 214H198V215H196ZM202 214H203V215H202ZM192 215H195V217L193 218ZM229 215H231V216H229ZM228 216H229L231 219H233V220H236V221L238 220V223H239V221L241 222V220H239V218H238V216H240V214H239V213L237 214V212H234L233 214H230V211H229ZM243 216L246 217V215H244V214H243ZM243 216H242V214H241L240 217L242 218ZM253 216H254V215H253ZM253 216H249V215H248L247 219L249 220V217H252L253 219H251L252 221H251V220H250V221H251V224H252V225L254 224V226H255L258 222L260 223L261 220H260V215H256L255 217H253ZM139 217H140V218H139ZM187 217H189V218L192 217V218L189 219V218H187ZM186 218L189 219L188 222H187V219H186ZM202 219H203V218H202ZM261 219H264V218H261ZM156 220H157V221H156ZM244 220H245V219H244ZM236 221L234 222V224H236V226H237V225H240V226H241V223L237 224ZM177 222H176V223H177ZM155 223L153 224L154 226H155ZM244 223L246 224L247 221H244L243 224H244ZM248 223L250 224V222H248ZM248 223H247V224H248ZM180 224H182V223H180ZM156 225H157V224H156ZM159 225H158V229H159ZM176 225H177V224H176ZM215 225H216V224H215ZM177 226H178V225H177ZM198 226H200V225H198ZM216 226H218V225H216ZM250 226H251V225H249V227H250ZM155 227H157V226H155ZM178 227H180V226H178ZM191 228H192V230H194L193 227H191ZM191 228H190V229L188 228V229L191 230ZM214 228H215V226H214ZM188 229H187V230H188ZM221 229H222V228H221ZM228 229H229V228H228ZM189 230H188V231H189ZM222 230L226 231L225 228H223ZM85 231H87V230H86V229H83L82 232H85ZM131 231H132V230H131ZM228 231H229V230H228ZM182 232H183V231H182ZM185 232H187V231H185ZM189 232H190V231H189ZM260 232L262 233V232H264V231H260ZM0 234H1V232H0ZM258 234H259V232H258ZM2 235H3V234H2ZM2 235H0V236H2ZM185 235H186V234H185ZM259 235H260V234H259ZM176 237H180V236H178V233H177V236H176ZM2 238H3V237H2ZM2 238H1V239H2ZM156 238H157V237H156ZM258 238H260L261 241L264 240V234H261L260 237H258ZM154 239H155V238H154ZM155 240H157V239H155ZM170 240H171V239H170ZM170 240H169V241H170ZM257 240H258V239H257ZM3 241H4V239H3ZM3 241H2V243H3ZM0 242H1V241H0ZM154 242H155V241H154ZM159 242H161V241H159ZM204 242H205V241H204ZM2 243H1V244H2ZM162 243H163V242H162ZM169 243H170V242H169ZM205 243H206V242H205ZM157 244H158V242H157ZM171 244H175V240L172 239V243H171ZM190 244H193V245L195 246V248L192 247V248L194 249V250L191 251V256H192V257H193V255H195V254H197V255H196L197 257H199V256H201V257H202V256L205 257V256H206V254L204 255L205 250H204V251H201V249H205L204 245H206V244H204L203 246L201 245V244H203V241H196V242H192V243H190ZM161 245H162V244H161ZM197 245H198V247H196ZM206 247H207V246H206ZM1 248H4V247H0V249H1ZM263 248H264V247H263ZM263 248H261V249H263ZM1 250H2V249H1ZM4 250H5V248H4ZM206 250L210 251L208 248H207ZM263 251H264V249H263ZM263 251H262V252H263ZM0 252H2V251H0ZM203 252H204V253H203ZM235 253H238V251L235 252ZM242 253H243V255L245 254L244 252H242ZM207 254H209V253H207ZM229 254L232 255L231 258H230V256H229V260H228V259H224V260H223L222 257H221V259H220V257H219L218 259H219L220 261H218L217 258H216V260H215V258L213 257V258H214L213 260H212V258L210 259V260H212L213 262L205 259L206 262L203 260V262H205V263H203V262H202V263H203V264H206V263L208 264L209 262H210V263L212 262L213 264H252L253 262H260V264H263V263H264V252H263V255H261L262 257H261V256H260V257L258 256L259 259H255L256 257H255L254 259H253V258L251 259V257H254V256H250V257L248 256V257H247V255H249V254H247L246 257H245V256H244V257H238L237 255H234L233 253H229ZM239 254L241 255V252H240ZM261 254H262V253H261ZM0 255H1V254H0ZM2 255H3V254H2ZM160 255H161V254L155 255L151 260H152V261H155V260L157 261V259L159 260L160 258H158V256H160ZM198 255H199V256H198ZM209 255H211V254H209ZM227 255H228V254H227ZM227 255H226V257H227ZM252 255H253V254H252ZM259 255H260V254H259ZM233 256H237V257H234V258H233ZM2 257L5 258L4 255H3ZM206 257H207V256H206ZM226 257L224 256V258H226ZM4 258H3V260H1V256H0V264H5ZM214 260H215V263H214ZM207 261H208V262H207ZM217 261H218V262H217ZM197 262H198V264L201 263V262L199 263V261H197ZM197 262L194 261V264H196ZM187 263L192 264V263H190V262H186L185 264H187ZM212 263H211V264H212ZM182 264H184V263H182Z\"/></svg>",
	"mask_w": 264,
	"mask_h": 264
}]
</instances>
